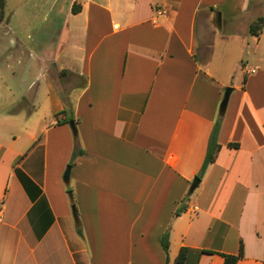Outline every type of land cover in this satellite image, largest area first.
<instances>
[{"label": "crops", "instance_id": "0c3cea01", "mask_svg": "<svg viewBox=\"0 0 264 264\" xmlns=\"http://www.w3.org/2000/svg\"><path fill=\"white\" fill-rule=\"evenodd\" d=\"M5 11L0 86L22 101L0 118V264H174L183 247L185 264H224L242 245L237 264H264V0Z\"/></svg>", "mask_w": 264, "mask_h": 264}, {"label": "trees", "instance_id": "16d2710c", "mask_svg": "<svg viewBox=\"0 0 264 264\" xmlns=\"http://www.w3.org/2000/svg\"><path fill=\"white\" fill-rule=\"evenodd\" d=\"M6 2L7 0H0V11H1V15H0V19L4 18V12H5V8H6ZM72 10L74 13L79 12L80 8L78 7V5L74 4L72 7ZM263 18H259L255 23H253L251 25V31L254 34H259L262 26H263ZM219 131H220V121H216L215 125L213 127L212 133L210 135V139H209V144H208V148H207V153L205 156V160L203 163V166L201 168V170L199 171V173H197V175L194 177V179L191 182V190L189 192V194L196 188L199 186L208 166L213 163L216 159H217V155L218 152L221 148V144L218 142V135H219ZM230 146H234V147H238V143H229ZM183 209L179 208L177 210V214H179ZM79 233H82L81 229H78ZM162 242V246L164 248V250L168 253L169 251V231L167 230L161 239ZM187 251L188 248L183 247L178 256L176 257L175 263L174 264H185L186 262V257H187ZM221 255L224 257V264H237V262L243 258L244 256V247L243 245L241 246L240 252L238 254H233V253H221Z\"/></svg>", "mask_w": 264, "mask_h": 264}, {"label": "rangeland", "instance_id": "374dc122", "mask_svg": "<svg viewBox=\"0 0 264 264\" xmlns=\"http://www.w3.org/2000/svg\"><path fill=\"white\" fill-rule=\"evenodd\" d=\"M5 10H6V8H5ZM6 12L7 11L4 12V18L0 19V22L3 19L7 18L8 15L6 14ZM0 15H1V11H0ZM2 31H3V29H1V27H0V33ZM0 62L4 63L3 57L0 59ZM7 76L10 77V74H8ZM227 87H230V86H227ZM226 88H225V91H226ZM20 100L22 101V99L19 96L18 91H12V90H10V87H6L5 85L0 86V118H2L5 114H9L8 110L15 109V107H17L19 105ZM23 118L26 119V117H23ZM33 119H35V117ZM0 127H1V122H0ZM71 191H72V189L69 190V192H71Z\"/></svg>", "mask_w": 264, "mask_h": 264}, {"label": "water", "instance_id": "95a60500", "mask_svg": "<svg viewBox=\"0 0 264 264\" xmlns=\"http://www.w3.org/2000/svg\"><path fill=\"white\" fill-rule=\"evenodd\" d=\"M231 91H232V87L226 88V91L224 93V98L220 104L221 111H224L225 108L227 107ZM70 125H71V128L73 129L74 133H76L75 123L73 121H71ZM70 174H71V166H68L65 173H64V181L65 182L70 181ZM69 194L72 195V192H70ZM73 214H74L75 219H77V210H76L75 206H73Z\"/></svg>", "mask_w": 264, "mask_h": 264}, {"label": "built area", "instance_id": "2783aa9c", "mask_svg": "<svg viewBox=\"0 0 264 264\" xmlns=\"http://www.w3.org/2000/svg\"><path fill=\"white\" fill-rule=\"evenodd\" d=\"M169 13L168 8L163 7V6H159L155 9V15L152 18L153 23L157 24L159 23V19L160 17L166 16ZM252 71H255L254 69H252Z\"/></svg>", "mask_w": 264, "mask_h": 264}]
</instances>
